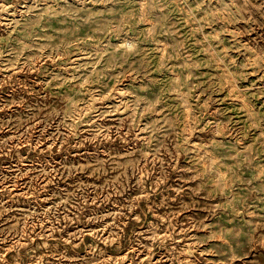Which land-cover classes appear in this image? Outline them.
<instances>
[{
	"label": "rangeland",
	"instance_id": "obj_1",
	"mask_svg": "<svg viewBox=\"0 0 264 264\" xmlns=\"http://www.w3.org/2000/svg\"><path fill=\"white\" fill-rule=\"evenodd\" d=\"M0 264H264V0H0Z\"/></svg>",
	"mask_w": 264,
	"mask_h": 264
}]
</instances>
